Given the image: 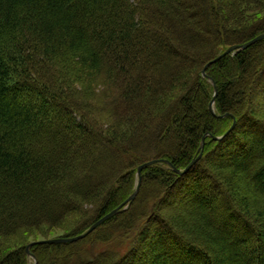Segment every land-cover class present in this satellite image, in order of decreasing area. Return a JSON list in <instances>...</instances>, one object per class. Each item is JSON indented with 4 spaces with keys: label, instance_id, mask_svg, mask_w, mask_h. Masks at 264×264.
<instances>
[{
    "label": "trees",
    "instance_id": "trees-1",
    "mask_svg": "<svg viewBox=\"0 0 264 264\" xmlns=\"http://www.w3.org/2000/svg\"><path fill=\"white\" fill-rule=\"evenodd\" d=\"M262 34L264 0H0V264H29L3 239L76 219L71 235L85 233L130 197L140 166L183 170L206 136L187 176L154 164L128 210L39 249L79 253L75 264H264V110L241 98L263 77L264 41L207 70L215 115L201 77ZM53 103L76 123L69 143L53 132ZM225 115L236 128L218 143L208 136L228 131Z\"/></svg>",
    "mask_w": 264,
    "mask_h": 264
},
{
    "label": "rangeland",
    "instance_id": "rangeland-1",
    "mask_svg": "<svg viewBox=\"0 0 264 264\" xmlns=\"http://www.w3.org/2000/svg\"><path fill=\"white\" fill-rule=\"evenodd\" d=\"M226 1H230V0H226ZM257 14H248V16H251V17H255ZM262 16V14H261ZM260 15H257V17H255V19H259L261 17ZM264 62V60H263ZM263 70V69H262ZM261 71V70H260ZM261 75H263L264 77V70L261 71ZM208 76V74H207ZM201 77H203L205 80L209 81L211 84H213L208 78H205L203 76V72H201ZM209 77V76H208ZM261 77V81L260 82H257V84L255 83L253 86H252V89H250V92L246 95H242V100H245L244 98L248 96V100L245 102L246 105H248L251 109H255L257 111H262L264 110V78ZM210 78V77H209ZM250 78H247V77H244V81L245 83H247L248 85H250L249 83V80ZM216 85V84H215ZM247 85V86H248ZM214 86V84H213ZM249 87V86H248ZM217 88V87H216ZM237 89V88H236ZM243 91V90H242ZM214 93H215V88H214ZM215 95V94H214ZM211 103V102H210ZM210 105V104H209ZM216 105V104H215ZM53 106L55 108V111L56 113L54 115L57 114V116L60 118V119H57L56 120V123H55V128L53 129V132L54 134L61 139L62 142L64 143H69V127L71 128L72 125H73V128L75 127L76 123H73L71 124L70 121H67L66 118H65V114L59 112V111H62L61 108V104L59 105V103H53ZM63 112V111H62ZM214 112H215V107H214ZM60 114H62L63 116H60ZM216 114V112H215ZM233 117V116H231ZM226 118V117H225ZM221 119H224V118H221ZM234 121H231L229 122L228 125V131L224 134V135H221L220 137H217V136H213V135H210L208 136L209 138H211L213 141H215L213 138H218L220 139V141H215V142H218V143H222L224 140L227 139V137L234 131H232L229 135H228V132L234 127V129L236 128V124H235V117L233 118ZM235 124V125H234ZM226 128V127H225ZM79 134V132H78ZM213 137V138H212ZM205 139H207V136L204 137ZM203 142V141H202ZM202 145V144H201ZM205 148H206V140H205V147H204V151H203V155H202V158L204 156V152H205ZM201 149V147H200ZM199 149V154L198 156L201 154V150ZM197 156V157H198ZM196 157V158H197ZM195 158V159H196ZM202 158L200 159V161L202 160ZM194 159V160H195ZM193 160V161H194ZM164 161H167L169 163H171V165H168L167 163H162L166 166H168L170 169H172L175 173V175L177 176L178 179L180 178H183L185 176H187L198 164L199 162L197 163V165L194 166V168H192L188 174H186L185 176H180L178 173L175 172V169L176 170H179V171H184L185 169L181 170V169H178L177 167H175L172 162H170L169 160H164ZM192 163V162H191ZM173 166L175 169H173ZM144 170L141 172V175L139 177L138 175V169L136 171V177H135V181H136V186H135V189L133 190L132 194L130 195V197L126 200L128 201L132 196L133 194L136 192L137 190V187L139 185V178H141V185H140V188H139V192L138 194L136 195L135 199L133 201H131L129 204H127L123 209L122 211H126L129 209V207L137 200V198L139 197V194L141 192V189H142V185H143V179H144V174H143ZM239 185V184H238ZM240 188V189H239ZM238 188L239 190V193L243 196V197H248L250 199V201H254L256 199V196H254V194H251L250 191L252 192V187L249 186V184L247 183H241L240 187ZM153 193V192H152ZM125 201V202H126ZM169 201V200H168ZM168 201H165V208L164 210H169L168 208H171L173 206V204H170ZM124 202V203H125ZM164 202V201H163ZM182 202V201H181ZM259 202V201H258ZM176 204V203H175ZM183 205L182 207H180L179 212H177V214L180 213V216H185L188 212V210H190V208L192 207H187ZM165 213V212H164ZM117 216V215H116ZM80 220L81 219H76L75 222H69V220L64 223L61 227H58V228H51V229H45L44 231H47V234L45 236H37L36 234H34L35 236H32L31 238H29L28 236H26L24 233H20L17 237H14L13 239L11 240H8V239H3L2 240V245L5 249L9 250V251H12L14 249H19V248H24L26 253H27V259H28V263L29 264H60V263H63V264H75L78 259H81L82 255H80L79 253L76 254L75 258H71V260H68L66 261V259L64 258H59V252H60V249H46L45 251L43 249H39L41 246H46V245H34V246H31L30 249H28V247L32 244H36V243H42L44 241H49V240H55V239H69V238H76V237H79L81 235H83L84 233H81L77 236H73L71 235L72 232H74V230L76 231L77 229L76 226L79 225L80 223ZM35 233V232H34ZM69 233V236L67 235ZM95 231L92 233L94 234ZM91 234V235H92ZM90 236V235H89ZM89 236L87 238H89ZM68 237V238H67ZM86 239V238H85ZM85 239L83 240H79L77 242H74V243H71V244H75V243H79L81 241H84ZM69 244V245H71ZM62 245H65V244H62ZM90 245V244H89ZM94 246H86V247H82V246H78L79 249H82V253H86V252H89L90 250H92ZM48 248V247H47ZM97 248L94 247V250L93 251H96ZM71 249H69V253H70ZM99 251V250H97ZM144 254V253H143ZM143 256V255H142ZM145 256V255H144ZM143 256V257H144ZM95 264H102V262H99V261H96Z\"/></svg>",
    "mask_w": 264,
    "mask_h": 264
},
{
    "label": "water",
    "instance_id": "water-1",
    "mask_svg": "<svg viewBox=\"0 0 264 264\" xmlns=\"http://www.w3.org/2000/svg\"><path fill=\"white\" fill-rule=\"evenodd\" d=\"M261 41H264V34L256 37L255 39L251 40L250 42L246 43V44H243V45H239V46H233L229 49H227L222 55H220L219 57H217L215 60L211 61L210 63H208L204 69H203V76L205 78H208L213 84H214V88H215V95L209 105V110L211 111V113L213 115H215V112H214V107H215V104H216V99H217V96H218V91H217V88H216V85H215V82L213 81L212 78H209L207 76V70L213 66L214 64L218 63L220 60H222L223 58L229 56V55H233L235 54L237 51H243V50H246L250 47H252L253 45L261 42ZM231 115H225L223 117H220V118H225V117H229ZM234 118V117H233ZM235 124H236V121H235ZM234 124V125H235ZM234 130V127L228 132V135ZM213 138V137H212ZM215 141H220V139L218 138H213ZM205 138L203 139V142H202V145H201V154L194 160L192 161V163L182 172V171H179V170H176L173 166V169H175V172L178 173L180 176H185L186 174H188V172L194 168L195 165H197V163L200 161V159L202 158V155H203V151H204V147H205ZM167 163L168 165H171V163L167 162V161H164V160H161V161H152V162H149V163H146L142 166H140L138 168V175L140 177L141 175V172L154 165V164H157V163ZM172 166V165H171ZM140 185H141V178H139V185L137 187V190L136 192L133 194V196L128 200L126 201L125 203H123L119 208H117L116 210H114L112 213H110L109 215L105 216L104 218H102L101 220H99L98 222H96L95 224H93L83 235L79 236V237H76V238H69V239H55V240H49V241H44L42 243H36V244H32L28 247V249H30L31 246H34V245H62V244H71V243H74V242H77L79 240H83L85 238H87L89 235H91L94 231H96L99 227H101L102 225H104L106 222H108L109 220H111L112 218H114L116 215H118L120 213V211L127 205L129 204L131 201H133L136 197V195L138 194L139 192V188H140Z\"/></svg>",
    "mask_w": 264,
    "mask_h": 264
}]
</instances>
